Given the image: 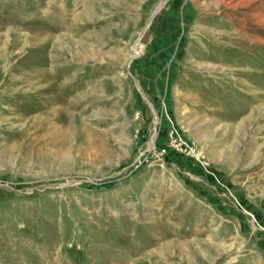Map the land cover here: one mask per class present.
<instances>
[{"label":"rangeland","instance_id":"obj_1","mask_svg":"<svg viewBox=\"0 0 264 264\" xmlns=\"http://www.w3.org/2000/svg\"><path fill=\"white\" fill-rule=\"evenodd\" d=\"M162 1L0 0V264H264V0Z\"/></svg>","mask_w":264,"mask_h":264},{"label":"built area","instance_id":"obj_2","mask_svg":"<svg viewBox=\"0 0 264 264\" xmlns=\"http://www.w3.org/2000/svg\"><path fill=\"white\" fill-rule=\"evenodd\" d=\"M171 140L173 139V140H177V139H180V140H182V136L181 135H179L178 133H176V131L174 130V129H172V132H171ZM172 140V141H173ZM174 142V141H173Z\"/></svg>","mask_w":264,"mask_h":264},{"label":"crops","instance_id":"obj_3","mask_svg":"<svg viewBox=\"0 0 264 264\" xmlns=\"http://www.w3.org/2000/svg\"><path fill=\"white\" fill-rule=\"evenodd\" d=\"M252 209V208H251ZM263 209H264V207H263ZM247 211H249V210H247ZM247 213H252V212H247ZM252 215H253V217H254V213H252ZM257 217H259V219L260 220H257L258 221V223H259V225H261L263 228L262 229H264V217H262V216H260V215H258Z\"/></svg>","mask_w":264,"mask_h":264},{"label":"water","instance_id":"obj_4","mask_svg":"<svg viewBox=\"0 0 264 264\" xmlns=\"http://www.w3.org/2000/svg\"><path fill=\"white\" fill-rule=\"evenodd\" d=\"M166 0H163L158 6L157 8L154 10L152 16H151V20L152 18L155 16V14L157 13V11H159V9H161V7L163 6V3L165 2Z\"/></svg>","mask_w":264,"mask_h":264}]
</instances>
